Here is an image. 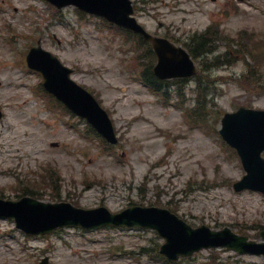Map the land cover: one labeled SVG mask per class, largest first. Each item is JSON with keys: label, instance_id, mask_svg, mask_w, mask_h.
Segmentation results:
<instances>
[{"label": "rangeland", "instance_id": "rangeland-1", "mask_svg": "<svg viewBox=\"0 0 264 264\" xmlns=\"http://www.w3.org/2000/svg\"><path fill=\"white\" fill-rule=\"evenodd\" d=\"M132 2L153 34L178 44L204 37L211 53L194 59L198 74L154 91L132 71L134 37L74 6L57 12L45 0H0V198L18 199L27 189L45 201L112 212L157 203L192 225L229 226L264 241V196L233 189L245 171L216 133L224 112L264 109V0ZM38 38L108 111L116 144L36 92L42 78L20 57ZM49 167L55 184L42 177ZM162 241L151 229L125 227L28 235L0 218V264H37L45 255L48 264H169L156 257ZM178 264H264V255L208 248Z\"/></svg>", "mask_w": 264, "mask_h": 264}, {"label": "water", "instance_id": "water-1", "mask_svg": "<svg viewBox=\"0 0 264 264\" xmlns=\"http://www.w3.org/2000/svg\"><path fill=\"white\" fill-rule=\"evenodd\" d=\"M57 5L75 3L92 12L106 16L118 24L132 28L151 40L158 55L155 72L161 76L188 75L194 67L188 54L176 48L167 40L152 37L135 20L129 17V0H51ZM175 55L178 63L170 60ZM30 65L39 69L45 77V87L62 99L72 110L86 117L108 140L115 142L114 131L107 113L97 101L82 87L69 78L70 70L41 47L31 49L28 54ZM32 61L34 63H32ZM222 136L238 150L247 174L234 184L236 190L245 187L264 192V165L258 157L260 147L252 156V144L264 134V111L240 108L236 112L226 113L222 119ZM24 206L30 211L23 210ZM101 214V215H97ZM0 215L14 217L19 227L30 233H45L64 225L82 224L95 227L103 223L124 224L128 226H147L155 228L165 238L161 252L169 258L189 255L203 247L226 245L239 251H245L239 245L237 236L225 228L211 231L206 226L192 228L167 209L158 207L132 206L118 214H110L104 207L97 209H79L70 203H44L30 198L20 201L0 200ZM260 252V251H259ZM264 252V249L261 250ZM43 260L41 264H45Z\"/></svg>", "mask_w": 264, "mask_h": 264}, {"label": "trees", "instance_id": "trees-1", "mask_svg": "<svg viewBox=\"0 0 264 264\" xmlns=\"http://www.w3.org/2000/svg\"><path fill=\"white\" fill-rule=\"evenodd\" d=\"M142 40V39H141ZM207 42L205 41L204 37L199 36L198 38H196L193 41V46L189 47V51L193 54V55H200V54H204L205 52H208L209 49L207 47ZM146 51H148L149 55L152 54L151 49L148 48ZM150 57V56H148ZM156 81V80H155ZM49 179H51V181L55 184L56 180H57V176L53 175V174H49Z\"/></svg>", "mask_w": 264, "mask_h": 264}]
</instances>
